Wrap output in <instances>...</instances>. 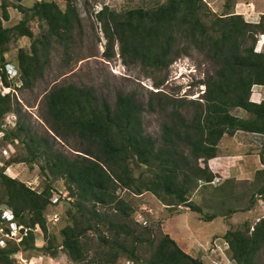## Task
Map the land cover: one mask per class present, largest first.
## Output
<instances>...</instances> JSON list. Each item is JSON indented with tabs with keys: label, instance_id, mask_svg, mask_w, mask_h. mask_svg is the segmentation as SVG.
I'll list each match as a JSON object with an SVG mask.
<instances>
[{
	"label": "trees",
	"instance_id": "trees-1",
	"mask_svg": "<svg viewBox=\"0 0 264 264\" xmlns=\"http://www.w3.org/2000/svg\"><path fill=\"white\" fill-rule=\"evenodd\" d=\"M14 1L12 7L22 17L10 27L1 25L8 14L0 3V67L10 38L26 37L28 51L17 48L15 63L20 85L28 86L47 63L50 40L70 41L73 28L79 24V15L75 0H63L62 10L57 0H36L28 8L20 4L21 0ZM228 2L224 1V11L220 14L212 12L203 0H164L149 8L135 7L121 12L102 6L95 13L105 38V58L112 55L116 43L124 65L164 69L173 56L195 49L214 66L203 83V104L191 102V114L186 119L178 109L187 102L170 100L175 104L160 123L157 138L143 133L141 128L145 107L154 110L151 99L142 104L132 94L117 93L110 107L91 89L72 84L54 86L44 94L43 122L48 131L31 137L16 122L13 132H2L4 138L18 139L21 135L20 142L29 160L41 158L40 171L61 179L72 198L67 210L69 223L59 230L60 248L70 261L83 262L80 237L93 224L103 221L104 213L97 207H109L121 220L108 222L113 229L105 243L112 250L106 262L115 261L122 252L131 264H202L199 258L183 252L166 233L160 234L147 258L138 262L135 246L144 242L152 245L153 239L149 238L147 229L138 232L129 225V206L115 195V189L133 194L147 191L167 208L182 206L200 213L201 208L190 202L188 193L198 181L208 185L215 176L207 161L215 156L220 138L236 131L264 136V99L250 98L251 87L264 84V51L254 49L256 34L264 33V15L257 22L243 21L240 14L227 11ZM32 19L44 26L39 34L34 35L28 27L27 22ZM0 82L10 87L2 69ZM10 109L9 94H0V117ZM231 109H240L245 116L233 115ZM68 136L82 142L83 148L77 150L80 154L66 156L53 148L54 142L65 144ZM129 160L135 167L143 166L149 176L143 177V173L134 176ZM255 175L264 176V164ZM0 185L5 196L0 204L8 206L23 225L37 224L44 231L43 210L49 203V189L30 190L1 172ZM255 194L264 196V182ZM214 217L215 214H210L202 220ZM248 227L227 229L222 235L229 258L235 264H256V253L264 244V217L255 221L250 230ZM126 240L131 245L128 250L124 245ZM32 244L33 235L28 230L19 245L35 249ZM44 247L48 252L50 244ZM18 248L15 245L0 248V261L8 264L7 257Z\"/></svg>",
	"mask_w": 264,
	"mask_h": 264
},
{
	"label": "rangeland",
	"instance_id": "rangeland-1",
	"mask_svg": "<svg viewBox=\"0 0 264 264\" xmlns=\"http://www.w3.org/2000/svg\"><path fill=\"white\" fill-rule=\"evenodd\" d=\"M34 1L36 0H21L20 4L28 8ZM163 1L75 0L79 24L73 28L71 40L65 43L50 40L47 63L41 74L28 86L20 85L18 80L15 53L19 47L28 51L29 40L26 37L12 36L7 42L0 71L2 69L4 72L10 87H4L0 82V94H9L11 109L0 117V172L15 178L36 192L47 187L49 199L55 198V202L43 210L46 217L44 231L40 229L41 232L34 233L32 245L35 249L22 247L19 254L7 257L8 264H37V261L31 259L34 255L50 257L49 264H130L122 252L115 261L110 263L105 261L112 250L105 243L111 238L113 229L108 226V222L115 223L121 220V216L109 207H97L104 213L103 221L97 225L93 224L80 237L84 251L83 262L75 263L67 258L60 248L59 230L69 223L67 210L72 198L65 190L61 179H54L40 171L41 158L29 160L25 146L20 142L21 135L18 139H12L10 136L4 138L2 132H13L17 122L25 127L29 136L42 135L47 130L43 122L44 94L54 86L65 84L91 89L95 96L103 98L110 107H113L117 93L132 94L142 104L151 99L154 110H147L145 107L141 117V128L143 133L155 138L159 136L160 123L171 110V105L175 104L170 100L187 102L178 111L188 119L191 114V102L203 104V83L214 69L202 53L189 49L185 53L173 56L164 69L122 64L116 43H113L110 57L105 58L103 55L105 38L95 17V13L102 6L121 12L135 7L149 8ZM203 1L215 14L224 11L225 0ZM254 1L250 0L244 9V5L239 4L231 8L233 0H229L227 11L235 14L241 11L243 21L257 22L261 16L257 10L264 13V3L263 7L259 5L257 7ZM0 3L5 5L8 14V19L1 21L3 27H10L21 19L22 13L12 7L15 4L14 0H0ZM56 3L62 10L63 0H57ZM262 23L264 25V19ZM27 24L34 35L39 34L44 28L35 19L29 20ZM257 47L258 51H264V33L256 34L254 49ZM12 69L17 70L15 76ZM162 107L164 109H161ZM230 112L238 115L240 111L231 109ZM225 138L228 137H224L219 143L221 150L216 151L214 162L225 164V167L234 166L236 169H233L231 176L226 174L224 178H213L208 185L198 181L190 189L188 198L192 204L201 208L200 213L182 206L167 208L147 191L133 194L120 188L115 189V195L129 206L127 219L129 225L138 232L147 229L149 238L153 239L152 245L144 242L135 246L134 255L138 262L147 258L160 234L166 233L174 238L179 248L184 249L191 257L199 258L202 264H235L229 258L222 235L227 229L243 230L249 226L250 230L255 221L264 217V196L255 194L256 189L264 182V176L261 178L255 175V171L264 164V136L236 134L233 139ZM23 140L32 146L27 137H23ZM57 142L53 143V148L66 156L80 154L77 150L83 148L82 142L74 136H68L65 144ZM224 150H227L226 153ZM129 166L134 176L139 173H143V177L149 176L143 166L135 167L131 160ZM0 199L5 200L1 185ZM246 207L248 209H245ZM229 209L234 212L228 213ZM210 214H215V217L208 221L202 220V217ZM50 216L52 220L49 219ZM26 217L25 214L24 219ZM47 244H50L48 252L44 247ZM124 245L126 250L131 246L128 240ZM51 252H54L52 256ZM18 255L26 259L25 263H20ZM0 264L6 263L0 261ZM256 264H264V244L256 253Z\"/></svg>",
	"mask_w": 264,
	"mask_h": 264
},
{
	"label": "crops",
	"instance_id": "crops-1",
	"mask_svg": "<svg viewBox=\"0 0 264 264\" xmlns=\"http://www.w3.org/2000/svg\"><path fill=\"white\" fill-rule=\"evenodd\" d=\"M252 1H254V0H252ZM264 0H256V1H254L255 3H256V6L258 7V5L260 6V7H263V2ZM250 2V0H233V3H232V5H231V8H232V6L233 5H244L243 6V8L244 9H246V6H245V4H247V3H249ZM238 5V6H239ZM257 10V9H256ZM257 12L259 13V15H261V14H264L262 11H260L259 12V10H257ZM237 14H240L241 16H243V13L240 11L239 13L238 12H236ZM253 93H255V94H253ZM256 96V97H255ZM250 98L253 100V101H259V100H263L264 99V84L263 85H254V86H252L251 87V96H250ZM239 114H238V116H240V117H244L245 116V113L242 111V110H240L239 109ZM236 134H242V135H257V136H263V135H261V134H256V133H245V132H241V131H236L233 135H223L221 138H220V140L218 141V143H217V145H216V148H217V150L216 151H220L221 150V148H220V145H219V143L221 142V140L222 139H224V137H228L229 139H233V137H234V135H236ZM228 138H225V139H228ZM225 149H227V148H225ZM226 151L227 150H224V152L226 153ZM217 154V153H216ZM228 154V153H227ZM226 156H228V155H226ZM215 157H216V155L213 157V158H211V159H209L208 161H207V167H208V169L211 171V172H213L214 174H215V176L213 177V178H224V176H226V174L227 175H233V169H236V167H234V166H227L226 165V167L224 166L225 164H222V163H216V162H214L215 161ZM226 158V157H225ZM213 159V160H212ZM212 161L214 162V163H212ZM227 164V163H226ZM229 176V177H230ZM170 238H172L171 236H169ZM173 240H174V238H172ZM175 241V240H174ZM175 243L177 244V242L175 241ZM177 246H178V244H177ZM179 247V246H178ZM183 252H185L184 251V249H182V248H180ZM186 253V252H185ZM38 258H39V260H38ZM31 259H33L37 264H49L50 262H48L49 261V259H50V257H45V256H41V255H34V256H31Z\"/></svg>",
	"mask_w": 264,
	"mask_h": 264
},
{
	"label": "built area",
	"instance_id": "built-area-1",
	"mask_svg": "<svg viewBox=\"0 0 264 264\" xmlns=\"http://www.w3.org/2000/svg\"><path fill=\"white\" fill-rule=\"evenodd\" d=\"M50 201L54 203L55 198H52ZM49 219L52 220V217L50 216ZM28 230L29 228L15 221L9 209L0 204V247L5 246L7 242L18 244L27 235ZM32 231H39L37 225H34ZM21 261L24 262L23 259Z\"/></svg>",
	"mask_w": 264,
	"mask_h": 264
},
{
	"label": "clouds",
	"instance_id": "clouds-1",
	"mask_svg": "<svg viewBox=\"0 0 264 264\" xmlns=\"http://www.w3.org/2000/svg\"><path fill=\"white\" fill-rule=\"evenodd\" d=\"M255 50H256V49H255ZM256 51H258V50H256ZM12 71L14 72V73H13V76H15L16 73H17V70H16V69H12ZM50 200H51V198L49 199V203H48V205H49V204H52V202H51ZM1 205H2V204H1ZM3 206L6 207L7 209H9V210L11 211V213H12V215H13L15 221H16L18 224H21L22 226L29 228V231L32 233L33 237H34V235H35L34 233H36V232H41V230H40V228H39V226H38L37 224H34V225H37L39 231H35V232H33L32 229L34 228V225H33L32 227H31V226H25V225H23V224L20 223V222L18 221V219L14 216V213L12 212V210H11L8 206H6L5 204H4ZM43 216H44V214H43ZM44 218H45V220H46V217H44ZM26 236H27V235H26ZM33 241H34V240H33ZM20 243H21V241H20L18 244H15V243H13V242H7V243L5 244V246H3V247H6V246H8V245H15V246L19 247L18 250H17L16 252L10 254L11 256L14 257V254H19V252H21V249H20L21 247H20V245H19ZM3 247H0V248H3ZM18 257H19L20 263H25V260H26L25 258H22L21 255H18ZM21 259H23L24 262H22ZM34 263H35V262H34Z\"/></svg>",
	"mask_w": 264,
	"mask_h": 264
},
{
	"label": "water",
	"instance_id": "water-1",
	"mask_svg": "<svg viewBox=\"0 0 264 264\" xmlns=\"http://www.w3.org/2000/svg\"><path fill=\"white\" fill-rule=\"evenodd\" d=\"M50 133V132H49Z\"/></svg>",
	"mask_w": 264,
	"mask_h": 264
}]
</instances>
